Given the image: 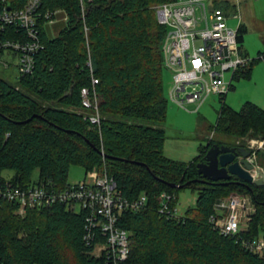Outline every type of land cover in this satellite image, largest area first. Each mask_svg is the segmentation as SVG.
Listing matches in <instances>:
<instances>
[{"label":"trees","instance_id":"1","mask_svg":"<svg viewBox=\"0 0 264 264\" xmlns=\"http://www.w3.org/2000/svg\"><path fill=\"white\" fill-rule=\"evenodd\" d=\"M21 8L28 0H3ZM42 11L61 10L66 22L56 37L49 36V21L41 19L44 48L33 72L18 85L2 83L0 94V171L11 169L9 182L26 186L38 179L64 188L69 169L106 168L121 193L133 199L148 196V206L125 212L119 224L130 233L127 264H264V258L244 245L264 235V186L230 180L205 182L197 165L210 147H245L243 140L264 139V109L247 102L240 111L222 105L213 132L190 162L165 155L168 100L163 94L162 45L166 28L155 7L177 0H41ZM226 10L230 6H221ZM242 45L245 25L238 28ZM248 56V55H247ZM259 59L237 73L249 78ZM101 127L88 120L82 107L83 88L93 90ZM205 119L198 118V129ZM0 182L6 180L0 178ZM177 185L178 188H174ZM184 189L198 192L195 206L183 216L159 213V196H175ZM232 194H249L257 205L254 218L237 235H223L211 222L220 217L215 204ZM260 199V201L258 200ZM84 213L63 205L29 209L25 217L16 207L0 209V259L4 264H105L84 241Z\"/></svg>","mask_w":264,"mask_h":264},{"label":"built area","instance_id":"2","mask_svg":"<svg viewBox=\"0 0 264 264\" xmlns=\"http://www.w3.org/2000/svg\"><path fill=\"white\" fill-rule=\"evenodd\" d=\"M85 1L81 0L82 4ZM41 6V0H28L23 7L13 8L0 0V71L14 69L19 80L33 72L36 56L44 48L41 19L46 18L52 25L61 14V10L43 12ZM155 9L159 24L166 28L162 53L165 69L173 74L169 99L181 108L191 103H197L199 108L212 95L224 98L232 87L224 76L231 73L233 79L252 61L243 54L238 30L229 27L226 11L214 6L212 0H177L159 4ZM3 82L10 83L0 73V94ZM98 83L93 79V90L83 88L81 96L83 109L91 111L90 124L100 128L102 119L95 90ZM251 153L249 160L256 167V175L263 167L258 165L255 153ZM175 199L167 192L160 194L162 216H178L173 206ZM4 204L14 205L21 217L29 209L55 205H63L70 212H83L84 241L94 244L93 254L104 258L105 264H127L131 238L129 231L120 226V217L128 211L145 210L148 196L125 197L118 181L103 168L89 170L85 181L64 188L38 178L26 186L0 182V209ZM214 208L220 217L211 222L223 235L239 234L252 220L248 215L256 213L251 200L239 194L219 200ZM243 243L264 258V235ZM0 264H4L1 259Z\"/></svg>","mask_w":264,"mask_h":264},{"label":"rangeland","instance_id":"3","mask_svg":"<svg viewBox=\"0 0 264 264\" xmlns=\"http://www.w3.org/2000/svg\"><path fill=\"white\" fill-rule=\"evenodd\" d=\"M213 1V0H212ZM215 2L220 0H214ZM236 3V12L230 15L228 25L236 30L242 22L248 27V34L245 37L243 48L250 60L259 59V53L264 51V43L261 38V30L264 24V0H231ZM235 12V13H234ZM240 15L241 20L238 16ZM65 21L62 16H58L55 22L49 26V36L56 37L59 31L64 27ZM10 83L19 84V75L14 69L10 71H0ZM173 74L170 70L163 71V94L168 100L167 121L165 124L166 136L165 155L170 159L190 162L199 153L201 144H206L210 136H214L213 132L208 131L209 125H215L219 112L223 104L231 107L236 111H240L247 102H252L264 109V61H258L251 72L249 78L232 79V74L227 73L224 78L226 82L232 83L231 89L226 93L224 98L218 95L210 96L199 108L197 103L186 104L184 108L179 107L169 99V94L172 88ZM205 119V123L201 124L198 129V118ZM248 135L242 142L246 148L255 153V158L260 167L264 168V139L261 136L258 138H249ZM252 139V140H250ZM251 141V142H250ZM261 142V143H260ZM39 172L36 171L33 175L37 179ZM15 177V172L11 169L0 171V178L10 181ZM87 171L83 166L73 165L69 169L68 184L74 185L85 181ZM249 198L257 211V205L254 199L249 194H239ZM198 192L192 189H184L178 194L176 204L178 216H183L189 207L196 204ZM260 201V199H258ZM253 219L254 215H248ZM250 223V221H249ZM247 224V220L245 221ZM248 226V225H244Z\"/></svg>","mask_w":264,"mask_h":264},{"label":"water","instance_id":"4","mask_svg":"<svg viewBox=\"0 0 264 264\" xmlns=\"http://www.w3.org/2000/svg\"><path fill=\"white\" fill-rule=\"evenodd\" d=\"M251 155L245 147L215 144L209 148L204 161L197 165L198 172L205 182L230 180L235 176L246 183L264 186V168L258 169L255 175L256 167L249 160ZM173 187L178 188L177 185Z\"/></svg>","mask_w":264,"mask_h":264},{"label":"crops","instance_id":"5","mask_svg":"<svg viewBox=\"0 0 264 264\" xmlns=\"http://www.w3.org/2000/svg\"><path fill=\"white\" fill-rule=\"evenodd\" d=\"M231 0H220V1H217V2H215L214 0L212 1L213 2V5L215 6L216 4H219V5H221V6H230V9H225V8H223V7H221L222 9H224L225 11H226V13H227V15L230 17V15L233 13V11H235L236 12V9H237V5H236V3L234 2V3H232V2H230ZM234 12V13H235ZM236 15V17L238 16L237 14H235ZM238 18H239V20H241V17H240V15L238 16ZM240 25H245V24H243L242 22L239 24V26ZM238 26V27H239ZM246 26V25H245ZM263 26V28H262V32H261V38H262V42L264 43V24L262 25ZM246 28H247V34H248V27L246 26ZM247 34H246V36H247ZM245 36V37H246ZM245 41V40H244ZM244 44V43H243ZM242 49H243V51L245 52V50H244V48H243V45H242ZM246 53V52H245ZM247 55H248V53H246ZM257 105V104H256ZM259 106V105H258ZM260 107V106H259ZM167 150V148L165 147L164 148V151H166Z\"/></svg>","mask_w":264,"mask_h":264}]
</instances>
